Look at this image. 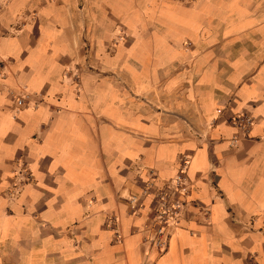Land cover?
Instances as JSON below:
<instances>
[{
  "label": "crops",
  "instance_id": "crops-1",
  "mask_svg": "<svg viewBox=\"0 0 264 264\" xmlns=\"http://www.w3.org/2000/svg\"><path fill=\"white\" fill-rule=\"evenodd\" d=\"M0 264H264V0H0Z\"/></svg>",
  "mask_w": 264,
  "mask_h": 264
},
{
  "label": "built area",
  "instance_id": "built-area-1",
  "mask_svg": "<svg viewBox=\"0 0 264 264\" xmlns=\"http://www.w3.org/2000/svg\"><path fill=\"white\" fill-rule=\"evenodd\" d=\"M124 38V37H122ZM31 94H20L16 98L17 109L27 104ZM231 122L241 130L245 135L249 133L251 126L255 122V118L245 112L236 113L231 117ZM233 144L238 138H233ZM190 156H183L180 160V169L175 177L160 187L157 181V174L151 173V177L146 181L142 192L143 197H150L153 201L154 216L151 219L155 227V237L150 238V242L161 250L166 248L167 228L177 226L182 219L185 211L187 197L190 192V178L188 175V167ZM137 198L132 197L130 202L132 208L137 205ZM140 208H137V210Z\"/></svg>",
  "mask_w": 264,
  "mask_h": 264
}]
</instances>
